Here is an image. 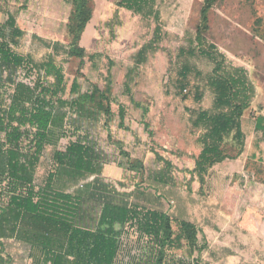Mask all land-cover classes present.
I'll return each mask as SVG.
<instances>
[{
	"label": "rangeland",
	"instance_id": "374dc122",
	"mask_svg": "<svg viewBox=\"0 0 264 264\" xmlns=\"http://www.w3.org/2000/svg\"><path fill=\"white\" fill-rule=\"evenodd\" d=\"M120 1L92 0L93 18L81 40L88 53L82 74L78 73L81 59L66 53L73 41L72 0H0V21L5 22L9 14L16 17L25 32L16 51L37 61L54 53L49 44L63 45L55 59L64 67L66 98H72L71 87L76 78L82 92L93 90L95 84L105 91L111 89L113 115L83 122L79 132L106 152L108 162L102 174L105 182L121 193H136L135 201L139 198L148 207L157 197L168 209L191 208L196 220L201 219L197 222L200 228L218 218L216 204H212L210 214H200L198 209L204 205L206 208L212 202L208 198L220 193L219 189L248 187L253 192L252 202L258 205L264 200V131H256L257 118L264 117V0H219L209 12L208 44L219 49L229 68L247 71L255 96L242 117L244 138L237 140L233 132L225 139L223 159L208 168L203 181L195 172L196 163L191 170L192 158L186 151L198 154L203 147L200 141L207 129L194 127L193 120L199 111H214L215 95L208 83L215 63L198 50L195 55L181 50L199 47L196 37L202 24L204 0L156 1L164 31L162 50L139 67L135 63L136 54L152 39L156 23L121 7ZM91 54L97 55L93 61L89 59ZM120 106L125 128L129 130L120 127ZM68 141L65 139L63 143ZM56 149L51 146L45 149L36 173L37 186H42L52 171ZM93 179L90 177L86 182ZM223 199L225 196L221 194ZM5 201L6 198L1 200L0 205H5ZM88 203L84 208L85 220L95 226L101 206L95 201ZM174 230L178 231L176 223ZM231 230L227 227L226 231ZM199 235V246H203L206 236ZM218 240V236L214 238ZM149 244L139 238L136 228L127 227L115 264H140L137 259L150 252ZM3 249L2 255L11 259L10 264L26 263L27 244L5 240ZM206 249L195 256L183 245L168 250L167 258L180 255L185 262L182 264H214L209 246ZM216 253L224 258L227 251L222 248Z\"/></svg>",
	"mask_w": 264,
	"mask_h": 264
},
{
	"label": "trees",
	"instance_id": "16d2710c",
	"mask_svg": "<svg viewBox=\"0 0 264 264\" xmlns=\"http://www.w3.org/2000/svg\"><path fill=\"white\" fill-rule=\"evenodd\" d=\"M156 1L119 3L156 23L152 39L136 54L137 67L162 50L164 31ZM218 1L204 0L202 24L196 37L199 47L181 50L190 55L198 50L215 63L208 83L215 95L214 111H199L193 120L194 127L207 129L200 141L202 150L195 158V172L202 181L208 168L223 159L225 139L233 132L237 140L244 138L242 117L255 96L247 71L229 68L225 56L206 39L209 12ZM72 3L73 41L66 53L81 59L78 73L82 74L88 53L81 40L93 18V7L92 0H72ZM24 35L13 14L5 22L0 21V201L6 198L5 205H0V264L11 263L9 257L2 255L4 238L27 243L30 264H115L129 226L136 228L140 239L150 243V252L155 257L153 264H166L167 251L183 245L192 254L205 250L207 240L205 237V243L199 246L202 230L197 224L175 220L162 210L148 207L139 198L132 200L136 193H121L105 182L102 174L108 162L106 152L79 132L83 122L113 115L111 89L105 91L95 84L93 90L82 92L76 78L71 87L72 98H66L64 67L55 59L63 45L49 44L54 53L37 61L16 51ZM96 56L91 54L89 59L93 61ZM120 118V127L125 128L123 106ZM256 131H264L262 116L257 118ZM149 133L153 135V131ZM65 139L69 141L63 143ZM49 146L57 148L54 166L45 183L37 186V169ZM90 177L94 179L86 182ZM83 182L86 183L80 185ZM91 201L101 206L95 226L85 220L84 208Z\"/></svg>",
	"mask_w": 264,
	"mask_h": 264
},
{
	"label": "crops",
	"instance_id": "0c3cea01",
	"mask_svg": "<svg viewBox=\"0 0 264 264\" xmlns=\"http://www.w3.org/2000/svg\"><path fill=\"white\" fill-rule=\"evenodd\" d=\"M186 152L191 155V170H193L195 164L194 155L197 157L199 153L194 154L190 150ZM224 190L225 189H219L220 193L217 192L210 196L208 199L212 202L209 203V205H206V208L204 205L203 208L200 207V209H198V211H201L200 214H204L206 212L210 214L211 210H213L212 204H216L217 206L215 208L217 211V220L212 221V224L210 225H201V228L199 227L202 230L200 233H203L206 236L210 253L214 255V264H264V200H261L258 205L253 203L252 198H250L253 192L248 187H244L241 190H236V187L229 188V191ZM221 194L225 196L223 201L221 200ZM229 196H231V198H229ZM134 197L135 195L132 196V200H134ZM148 204L151 205L149 207L159 209L170 214L175 220H187L195 224H197V222H201L199 212L197 213L199 219L196 220V217L193 215L194 211H190L191 208L187 210L183 208L168 209L159 199H157V197L154 202L152 201L151 204ZM227 227L232 228L233 230L226 231ZM217 236L219 237V240L216 242L214 241V238ZM198 239L200 243V235L198 236ZM5 240L19 241L15 238L2 239V241ZM19 242L27 244L22 241ZM238 243L246 245V247H244L245 249ZM222 248H226V256H224V258L217 257L218 254L216 252ZM240 248H243V251L242 249L240 250ZM29 251L25 264H30L31 262L29 258ZM204 251H207V249ZM252 251H254V253H252ZM194 254L197 256L200 253L196 251ZM154 258L153 253L148 252L145 255L142 254L141 258L137 260L140 264H153ZM168 258L169 259H167L166 264L185 263L184 258L180 255H169ZM171 260L173 262H171Z\"/></svg>",
	"mask_w": 264,
	"mask_h": 264
}]
</instances>
